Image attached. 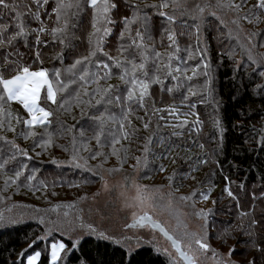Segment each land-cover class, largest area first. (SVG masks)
Listing matches in <instances>:
<instances>
[{"label":"snow or ice","instance_id":"6c2138e0","mask_svg":"<svg viewBox=\"0 0 264 264\" xmlns=\"http://www.w3.org/2000/svg\"><path fill=\"white\" fill-rule=\"evenodd\" d=\"M260 24L264 0H0V203L23 188L50 204L15 216L0 211V227L25 216L42 226L29 240L31 251L22 250L10 264H70L85 237L118 246L122 264L145 245L166 264H264V175L246 188L221 166L228 128L215 75L227 57L233 99L248 96L264 105ZM212 30L215 67L204 36ZM48 52L57 62L51 67L43 58ZM198 106L212 129L206 141ZM242 131L245 143L254 141L264 153V123ZM20 140L31 144L22 147ZM55 149L67 158L57 159ZM43 155L79 178L38 179L40 169L30 164ZM161 174L160 184L141 183ZM217 175L224 186L213 195ZM94 183L99 187L91 195L48 200L58 195L50 188ZM89 202H102L96 215L118 230L93 221L92 208L86 218L80 205ZM26 207L12 204L6 211Z\"/></svg>","mask_w":264,"mask_h":264},{"label":"trees","instance_id":"16d2710c","mask_svg":"<svg viewBox=\"0 0 264 264\" xmlns=\"http://www.w3.org/2000/svg\"><path fill=\"white\" fill-rule=\"evenodd\" d=\"M253 3H255V0H248L249 5ZM241 23L248 30H256L252 25H247L243 21ZM259 29L264 30V24H260ZM214 35V30L205 31L204 33V36L210 45L209 52L211 61L215 67L218 64L219 57L218 45L216 40L213 39ZM221 39L224 41V45L228 44L226 38L221 37ZM241 39H243V36ZM180 41L182 46L187 42L185 37H181ZM258 50L264 51V48ZM51 55V52L44 55L45 66L51 67L52 65L57 64L55 60L50 59ZM240 58V54L237 52L235 59ZM232 67V61L228 60L227 57H224L223 63L220 64L219 67H216L215 72L216 87L222 104L221 115L224 118L225 126L228 128V132L225 134L224 151L220 157V162L225 174L228 175L230 179L235 180L236 183L244 182L247 188L248 185L257 182L258 176L264 175V153H257L254 141H250L248 144L245 143V131H242V129L250 131L251 126L254 125L259 128L261 123H264V120H262V116H264V105L254 103L248 96L233 99L234 81L231 79ZM112 83H118V81L113 80ZM13 108L16 110L18 109V106L13 105ZM198 110L201 112V119L205 121L203 133L200 138L202 141H206L211 134L212 129L204 108L198 106ZM20 111L22 112V109H20ZM241 111L246 114L250 112L251 115L244 118L240 115ZM74 114L78 115V113ZM60 119L66 121L69 125L77 123V121L66 115H61ZM134 123H137L138 125L139 122L134 121ZM232 125H236V127L233 128ZM162 131L168 133L170 129H163ZM7 135L9 138L12 137L11 133H7ZM140 135L144 136L147 135V133L142 131ZM18 143H20L22 147H28V145L31 144V141L25 143L20 140ZM60 143H66V140H61ZM212 146L213 145L211 144H206V148H211ZM37 151H39V149H37ZM194 151L199 150L195 149ZM53 155L61 160L67 158L59 149L53 150ZM112 162L113 161H110L109 163ZM108 165H106V167H109ZM234 165L235 167H233ZM30 166H35L40 169V172L37 174L38 179L45 178L49 181L52 179L60 180L61 176H63L66 180H73L78 179L80 176L79 172H73L67 168L57 169L50 163V157L47 155L34 158ZM172 167V165H169L170 170ZM205 171H207V169H205ZM83 175L87 176L88 174L84 173ZM198 175L203 177L204 172H200ZM159 176L160 175H155L152 176L151 179L142 180L141 182L147 184L148 182H152L153 178L156 179ZM215 181L218 185L216 192L219 193L220 189L224 186V182L219 175L215 177ZM97 184L98 183L89 184L82 186L81 188H69L66 185L56 187L55 189L50 188L49 191L54 190L58 195L55 197L49 196L48 200H50L52 204L72 202L77 196L83 195L85 192L89 194ZM6 195H11V190ZM225 203H227V200H225ZM12 204L27 205L28 207L12 208V211L9 213L6 211V207H11ZM49 207L50 204L46 202L41 193L37 192L33 195V193L28 192L23 188L20 190L19 194L13 195L12 199L7 201L6 204L0 203V211H4L5 215L12 216L17 215L18 213H31L34 208L46 209ZM51 217L55 218V214H51ZM41 230L42 226H40L36 220L30 219L27 216H25L24 221L18 225L0 227V264H10L11 261L17 260V254L22 250L27 249L28 251H31V249H28L29 240L31 236ZM229 243H234V241H229ZM78 257L86 259L89 261V264L93 261L97 262V264H122L123 250L118 246L111 245L105 241H97L95 238L85 237L81 244V251L75 253L70 258V264H79ZM124 260L127 261V264H166L165 257L155 255L151 251V247L147 246L137 249L131 258L124 257Z\"/></svg>","mask_w":264,"mask_h":264},{"label":"rangeland","instance_id":"374dc122","mask_svg":"<svg viewBox=\"0 0 264 264\" xmlns=\"http://www.w3.org/2000/svg\"><path fill=\"white\" fill-rule=\"evenodd\" d=\"M114 163V161L112 162V163H109V167H111L112 166V164ZM125 168L127 169V165L125 166ZM127 170H129L130 171V169H127ZM169 171H171L170 170V168H169ZM163 175H165V174H161L158 178H153V181L152 182H148L147 184H160V182H163ZM201 175V174H200ZM200 175H198V176H200ZM201 177V176H200ZM155 182V183H154ZM141 183H144V182H141ZM144 184H146V183H144ZM99 187V184H97V186L95 187V188H93L91 191H90V195L94 192V191H96V189ZM188 189H182V191H187ZM217 192H215L213 195H215ZM198 206H200V205H198ZM80 207H82V208H84L85 209V216H86V218H87V216H88V213H87V210L89 209V208H92V214H91V219L93 220V221H95L96 223H98V224H100L101 225V227H110V228H115V229H117L118 230V228H119V224H117V223H113V224H109V222L108 221H100L99 220V217L96 215V209L97 208H101L102 209V207H103V204H102V202H100L99 204H91L90 202L89 203H86V204H82V205H80ZM162 220H166L167 218L166 217H164V216H161L160 217ZM119 223H123V221H120ZM173 223H174V221H173ZM161 239V242H163V238H160ZM145 246H147V247H150V246H148V245H145ZM142 247H144V246H142Z\"/></svg>","mask_w":264,"mask_h":264}]
</instances>
